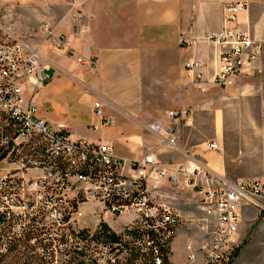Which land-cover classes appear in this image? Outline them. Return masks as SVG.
Wrapping results in <instances>:
<instances>
[{
	"label": "built area",
	"instance_id": "2783aa9c",
	"mask_svg": "<svg viewBox=\"0 0 264 264\" xmlns=\"http://www.w3.org/2000/svg\"><path fill=\"white\" fill-rule=\"evenodd\" d=\"M243 7L226 6L222 29L207 38L219 46L220 69L212 83L222 88L232 87L262 54L239 28ZM82 19L75 12L74 36L80 34ZM48 40L90 73L98 72L97 60L77 55L70 37L50 33ZM47 69L36 52L25 48L15 24L0 15V253L6 252V238H24L36 230L50 236V228L66 236L71 257L66 264H166L163 251L167 264H175L178 245L185 250L184 264H234L244 221L250 212L264 211L263 182H233L196 158L167 164L147 154L129 164L107 143L73 140L64 127L54 129L34 115V99L49 80ZM187 69L193 77L189 84L203 82L200 63H189ZM96 115L104 119L101 125L114 123L101 106ZM147 129L176 148L174 129L155 123ZM210 148L219 150L216 143ZM164 181L174 193L160 188ZM180 193L193 202L188 216L164 202ZM107 218L121 224L118 231L108 225L117 241L102 236ZM93 247L96 257L90 254Z\"/></svg>",
	"mask_w": 264,
	"mask_h": 264
},
{
	"label": "crops",
	"instance_id": "0c3cea01",
	"mask_svg": "<svg viewBox=\"0 0 264 264\" xmlns=\"http://www.w3.org/2000/svg\"><path fill=\"white\" fill-rule=\"evenodd\" d=\"M232 3L244 5L239 28L262 54L232 87L222 88L212 83L219 46L207 38L222 29L224 8ZM75 12L83 16L78 36ZM0 15L48 65L49 80L34 99L38 119L64 127L73 140L107 143L129 164L147 154L167 164L196 158L233 182L264 184V0H0ZM50 33L70 37L77 55L97 60L98 72L53 46ZM193 62L203 67L200 84H189ZM99 106L112 125H101ZM154 123L177 132L175 149L147 129ZM160 188L174 193L167 181ZM164 202L191 213L193 202L184 194Z\"/></svg>",
	"mask_w": 264,
	"mask_h": 264
},
{
	"label": "trees",
	"instance_id": "16d2710c",
	"mask_svg": "<svg viewBox=\"0 0 264 264\" xmlns=\"http://www.w3.org/2000/svg\"><path fill=\"white\" fill-rule=\"evenodd\" d=\"M109 228L106 224L102 225V236L110 238L112 241H117L118 238L114 234L109 235ZM49 235L45 236L41 230H36L34 233L18 239H8L4 241L6 252L0 253V264H48V258L51 257V262L55 258L65 259L69 255L65 248L66 236L60 231H53L49 228ZM32 239H35V244L30 245ZM23 247V250L20 249ZM39 249H44V252H39ZM51 250V253L49 252ZM162 258L168 263L166 256Z\"/></svg>",
	"mask_w": 264,
	"mask_h": 264
},
{
	"label": "rangeland",
	"instance_id": "374dc122",
	"mask_svg": "<svg viewBox=\"0 0 264 264\" xmlns=\"http://www.w3.org/2000/svg\"><path fill=\"white\" fill-rule=\"evenodd\" d=\"M207 127V132L210 134L211 127L210 125H208ZM254 145L256 147V152L259 153L261 143H257ZM250 180L248 179L243 182ZM118 222L114 226L117 228V230H119L120 224ZM106 225L108 226V223ZM241 230L242 231L239 238L238 248L236 249L232 257V260H234V264H264V211L250 212L248 214V219L244 221ZM20 249L23 250V247H21ZM91 249H93V251L90 252V254L93 257H96V247H93ZM184 251V247H182L181 245H178L174 248V255L172 261L175 264H184L186 262L184 261ZM47 258L49 261L48 264H66V262L71 259L70 256H67L65 259L55 258V260L51 262V257Z\"/></svg>",
	"mask_w": 264,
	"mask_h": 264
}]
</instances>
